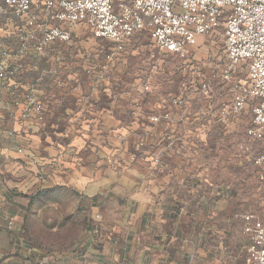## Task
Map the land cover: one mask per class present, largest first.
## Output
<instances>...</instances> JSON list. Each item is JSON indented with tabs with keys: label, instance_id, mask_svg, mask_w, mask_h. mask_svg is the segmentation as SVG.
Wrapping results in <instances>:
<instances>
[{
	"label": "crops",
	"instance_id": "0c3cea01",
	"mask_svg": "<svg viewBox=\"0 0 264 264\" xmlns=\"http://www.w3.org/2000/svg\"><path fill=\"white\" fill-rule=\"evenodd\" d=\"M3 19L0 39L14 43L0 52L15 50ZM73 47L11 57L17 71L0 80V264H243L248 222L233 182L199 170L213 114L173 103L159 84L119 93L78 76ZM28 90L43 122L13 101Z\"/></svg>",
	"mask_w": 264,
	"mask_h": 264
},
{
	"label": "built area",
	"instance_id": "2783aa9c",
	"mask_svg": "<svg viewBox=\"0 0 264 264\" xmlns=\"http://www.w3.org/2000/svg\"><path fill=\"white\" fill-rule=\"evenodd\" d=\"M7 13L18 19L10 31L17 47L0 52L1 81L17 71L11 57L41 54L47 46L67 42L72 24H84L95 37L111 41L115 51L122 50L133 33L146 31L159 51L185 59L199 36L222 23L230 64L246 67L245 93L234 99L230 113L238 116L249 107L248 136L260 140L264 134V0H0V17ZM13 101L24 119L44 121V104L31 90ZM173 103L183 100L175 98ZM150 120L157 122L158 116ZM253 160L264 180V150ZM240 217L248 222L243 228L250 241L247 263L264 264V222L247 214Z\"/></svg>",
	"mask_w": 264,
	"mask_h": 264
},
{
	"label": "rangeland",
	"instance_id": "374dc122",
	"mask_svg": "<svg viewBox=\"0 0 264 264\" xmlns=\"http://www.w3.org/2000/svg\"><path fill=\"white\" fill-rule=\"evenodd\" d=\"M3 17L9 24L18 22L7 13L0 17V23H4ZM70 28L67 42L50 46H74L70 62H64L78 76L109 83L119 93L141 94L146 85L159 84L169 99L183 100L179 106H196L211 112L214 142L212 146L200 148V156L205 161L199 170L212 173L220 187L226 179L233 182L232 200L239 208L235 214L251 215L264 222V180L260 179L261 170L253 160L264 150V134L260 140L248 136L252 119L249 107L238 116L230 113L234 99L245 93L246 67L230 64L224 49L223 24L200 36L185 59L159 51L146 31L133 33L122 50L115 51L111 41L95 37L84 24H72ZM8 43L13 44L14 40L0 39V46ZM143 145L140 134L139 154ZM208 158L215 162L207 163ZM240 255L243 264H247L245 248Z\"/></svg>",
	"mask_w": 264,
	"mask_h": 264
}]
</instances>
